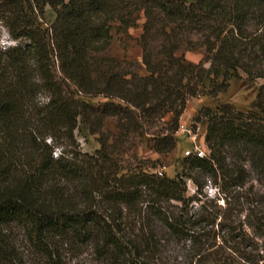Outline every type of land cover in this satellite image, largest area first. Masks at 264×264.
I'll return each mask as SVG.
<instances>
[{"label":"trees","instance_id":"obj_1","mask_svg":"<svg viewBox=\"0 0 264 264\" xmlns=\"http://www.w3.org/2000/svg\"><path fill=\"white\" fill-rule=\"evenodd\" d=\"M139 11L146 74L105 54L111 25ZM0 22L16 41L0 47V264H264V81L249 109L199 110L209 154L175 176L122 164L130 135L158 123L155 150L172 151L190 97L239 71L264 80V0H0ZM183 45L203 59L187 63Z\"/></svg>","mask_w":264,"mask_h":264},{"label":"rangeland","instance_id":"obj_2","mask_svg":"<svg viewBox=\"0 0 264 264\" xmlns=\"http://www.w3.org/2000/svg\"><path fill=\"white\" fill-rule=\"evenodd\" d=\"M134 16L136 17L134 25L124 26L119 22L111 25L113 39L105 54L135 61L140 66V72L146 74L147 71L142 63L143 49L140 42L146 17L143 11L135 13ZM55 17L56 13L54 10L50 6H46L45 16L41 21L45 27H48L55 20ZM15 43L16 41L10 37L7 28L0 22V47L14 45ZM176 54L183 56L187 63H199L204 57V49H191L189 46L183 45ZM205 66H209V63H206ZM263 81L261 78L250 79L247 74L239 71L237 76L230 78L229 88L225 92L219 93L216 96L204 93L196 97H190L187 107L180 117L179 126L180 124H185L188 127H192L196 135L192 137L188 132L177 133L176 131L174 133L176 146L170 152L161 153L155 150L156 141L164 136V133L158 132L162 124L158 123L151 127L147 126L138 133H132L128 138L122 155L124 168L129 169L138 165L150 172L161 170L168 176H175L182 170L184 158L189 156L186 155V151L192 149L196 144H200L203 140L205 142L206 124L195 119L199 110L205 106L215 108L225 102L232 103L237 108L249 109L254 106L259 87ZM41 97L45 98L44 95ZM83 99L95 105L108 101L103 96L84 97ZM171 116V114H168L165 120H169ZM104 129L118 134L119 130L116 127V119L114 117L106 118ZM75 133L78 147L82 152L94 154L101 147L99 135L88 132L82 123H80L79 129ZM60 149L62 148L60 147ZM60 149H56L58 154L60 153ZM195 190V184L191 180H188V194H193ZM214 190L215 188L213 187L208 189L212 194ZM89 257L88 254H84L80 262L74 261L73 264H93L89 261Z\"/></svg>","mask_w":264,"mask_h":264},{"label":"built area","instance_id":"obj_3","mask_svg":"<svg viewBox=\"0 0 264 264\" xmlns=\"http://www.w3.org/2000/svg\"><path fill=\"white\" fill-rule=\"evenodd\" d=\"M188 132L192 137L196 135L195 130L192 127H188L185 124H180L177 133ZM209 154V149L205 144L204 140L200 144H196L192 149L186 151V155H197L199 157H204ZM159 175H163V171H157Z\"/></svg>","mask_w":264,"mask_h":264}]
</instances>
